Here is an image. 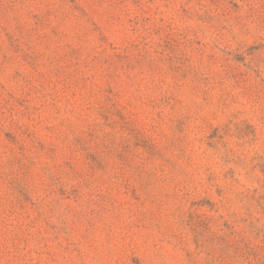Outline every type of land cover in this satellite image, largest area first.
<instances>
[{
    "label": "rangeland",
    "instance_id": "1",
    "mask_svg": "<svg viewBox=\"0 0 264 264\" xmlns=\"http://www.w3.org/2000/svg\"><path fill=\"white\" fill-rule=\"evenodd\" d=\"M0 264H264V0H0Z\"/></svg>",
    "mask_w": 264,
    "mask_h": 264
}]
</instances>
